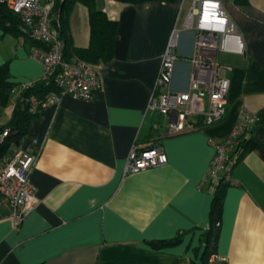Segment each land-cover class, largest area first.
Instances as JSON below:
<instances>
[{"label":"crops","instance_id":"1","mask_svg":"<svg viewBox=\"0 0 264 264\" xmlns=\"http://www.w3.org/2000/svg\"><path fill=\"white\" fill-rule=\"evenodd\" d=\"M101 1V10L119 23L113 57L98 66L102 88L88 101L60 94L58 103L37 110L25 138L37 141L29 180L38 204L15 226L11 207L0 197V264L197 263L194 251L203 249L200 239L210 224L213 195L206 175L214 145L230 139L242 113L264 110V0H219L244 42L243 53L217 55L228 69L225 117L172 136L162 135L155 127L162 119L146 109L174 29L178 61L171 86L187 89L194 35L182 31L185 1L130 7ZM68 22L74 46L87 48V9L75 5ZM4 64L11 84L26 87L43 77L29 48L0 29ZM19 92L0 106V124L10 120ZM133 146H159L167 163L125 173ZM231 180L216 261L264 264V142L239 161ZM179 234L184 238L175 247L155 250L147 244Z\"/></svg>","mask_w":264,"mask_h":264},{"label":"built area","instance_id":"2","mask_svg":"<svg viewBox=\"0 0 264 264\" xmlns=\"http://www.w3.org/2000/svg\"><path fill=\"white\" fill-rule=\"evenodd\" d=\"M54 2L55 0H0L9 11L20 17L24 30H27L32 40L45 44L42 48L33 47L30 56L41 64L42 79L47 84L53 79L58 90L50 92L41 105L58 103L60 94L88 101L93 92L102 88L101 72L98 66L84 61L63 60L62 44L50 19ZM182 31H189L194 35V54L187 60L190 67L187 89L176 91L171 86L178 61L176 49L179 31L174 29L146 109L147 113H153L162 119L160 125H155L156 128L161 126L164 131L162 135L198 131L224 119L229 78L228 69L218 62L217 55L219 52H244V42L238 34L237 26L230 21L219 0H193L184 18ZM19 42L23 45V38ZM31 101L33 105L30 112L35 113L37 102L34 98ZM255 120L256 116L242 113L230 139L214 145V156L206 175L210 192H213L222 177L233 184L231 173L236 164L230 160L231 150L236 145L237 136ZM7 136L8 130L1 134L0 140ZM36 157L37 141L28 137L0 164V197L11 207L15 226L38 204L34 195L35 188L29 180V172ZM166 163L167 156L161 147L133 146L126 159L124 172L136 173Z\"/></svg>","mask_w":264,"mask_h":264},{"label":"trees","instance_id":"3","mask_svg":"<svg viewBox=\"0 0 264 264\" xmlns=\"http://www.w3.org/2000/svg\"><path fill=\"white\" fill-rule=\"evenodd\" d=\"M100 0H55L50 19L57 26L58 40L62 44V58L66 62L73 60L84 61L100 66L113 57L118 20L110 18L106 12L97 9ZM123 6L140 5L147 2H174L175 0H110ZM75 5H81L88 11L89 44L85 49L74 46L68 18ZM0 29L4 34L12 35L17 40L23 38L24 45L29 48L44 47L45 44L32 40L19 16L9 11L0 3ZM7 64L0 66V106L6 107L11 95L19 89V97L8 122L0 124V136L8 130V136L0 140V164L4 163L15 149H18L28 133L29 125L37 117V111L31 113V99L37 102V110L50 92L57 91L53 79L47 84L44 79L33 83L29 87L11 84ZM161 123L156 122L155 125ZM161 126H158V129ZM264 142V110L256 115V120L247 125L243 132L237 136L236 145L230 153V160L239 161L250 151L260 147ZM232 184L222 177L215 186L212 195L213 201L209 214L210 224L201 236V251H194L197 263L192 264H220L216 261L219 228L223 211V202L226 190ZM184 234L177 235L173 240L147 242L155 250L175 247L182 243Z\"/></svg>","mask_w":264,"mask_h":264},{"label":"rangeland","instance_id":"4","mask_svg":"<svg viewBox=\"0 0 264 264\" xmlns=\"http://www.w3.org/2000/svg\"><path fill=\"white\" fill-rule=\"evenodd\" d=\"M191 2H192V0H185L184 6H183V14L189 10V8L191 7ZM103 6L104 5H103V2L101 0L97 2V5H96L97 9H104Z\"/></svg>","mask_w":264,"mask_h":264},{"label":"water","instance_id":"5","mask_svg":"<svg viewBox=\"0 0 264 264\" xmlns=\"http://www.w3.org/2000/svg\"><path fill=\"white\" fill-rule=\"evenodd\" d=\"M52 25H53L54 29L57 31V26H56V24L53 23Z\"/></svg>","mask_w":264,"mask_h":264}]
</instances>
